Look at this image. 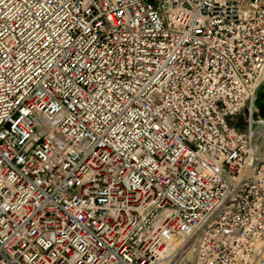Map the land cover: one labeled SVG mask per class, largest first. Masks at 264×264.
<instances>
[{
  "label": "built area",
  "instance_id": "built-area-1",
  "mask_svg": "<svg viewBox=\"0 0 264 264\" xmlns=\"http://www.w3.org/2000/svg\"><path fill=\"white\" fill-rule=\"evenodd\" d=\"M262 85L264 0H0V264H264Z\"/></svg>",
  "mask_w": 264,
  "mask_h": 264
},
{
  "label": "rangeland",
  "instance_id": "rangeland-1",
  "mask_svg": "<svg viewBox=\"0 0 264 264\" xmlns=\"http://www.w3.org/2000/svg\"><path fill=\"white\" fill-rule=\"evenodd\" d=\"M235 123L239 128L243 129L244 124L242 123L241 119H238ZM233 123V122H232ZM254 138H253V145H257V147L262 151L264 150V125L260 122L254 123Z\"/></svg>",
  "mask_w": 264,
  "mask_h": 264
},
{
  "label": "water",
  "instance_id": "water-1",
  "mask_svg": "<svg viewBox=\"0 0 264 264\" xmlns=\"http://www.w3.org/2000/svg\"><path fill=\"white\" fill-rule=\"evenodd\" d=\"M256 99H257V101H254V103L256 104V103H262L263 105H264V85H262L259 89H258V91H257V93H256ZM259 109H260V106H259ZM261 110V109H260ZM264 110V109H263ZM261 112V111H260ZM253 117H254V119H256V113H254L253 114Z\"/></svg>",
  "mask_w": 264,
  "mask_h": 264
},
{
  "label": "bare ground",
  "instance_id": "bare-ground-1",
  "mask_svg": "<svg viewBox=\"0 0 264 264\" xmlns=\"http://www.w3.org/2000/svg\"><path fill=\"white\" fill-rule=\"evenodd\" d=\"M255 101H257V99H255ZM259 106H260V109H259ZM254 108H255V112L256 113V118L257 120H261L263 123H264V105L262 103H254ZM261 111V112H260Z\"/></svg>",
  "mask_w": 264,
  "mask_h": 264
}]
</instances>
